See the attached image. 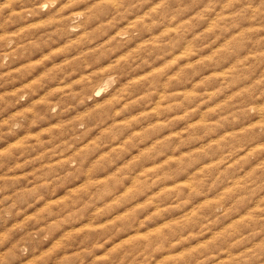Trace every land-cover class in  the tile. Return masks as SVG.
<instances>
[{
  "label": "rangeland",
  "instance_id": "374dc122",
  "mask_svg": "<svg viewBox=\"0 0 264 264\" xmlns=\"http://www.w3.org/2000/svg\"><path fill=\"white\" fill-rule=\"evenodd\" d=\"M0 264H264V0H0Z\"/></svg>",
  "mask_w": 264,
  "mask_h": 264
}]
</instances>
